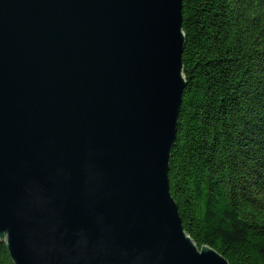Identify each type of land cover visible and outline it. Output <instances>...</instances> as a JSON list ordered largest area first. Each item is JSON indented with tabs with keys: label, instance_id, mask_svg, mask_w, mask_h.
Listing matches in <instances>:
<instances>
[{
	"label": "water",
	"instance_id": "1",
	"mask_svg": "<svg viewBox=\"0 0 264 264\" xmlns=\"http://www.w3.org/2000/svg\"><path fill=\"white\" fill-rule=\"evenodd\" d=\"M184 0H0V240L15 264H231L170 193Z\"/></svg>",
	"mask_w": 264,
	"mask_h": 264
},
{
	"label": "trees",
	"instance_id": "2",
	"mask_svg": "<svg viewBox=\"0 0 264 264\" xmlns=\"http://www.w3.org/2000/svg\"><path fill=\"white\" fill-rule=\"evenodd\" d=\"M185 86L170 193L231 264H264V0H184ZM0 264H15L0 240Z\"/></svg>",
	"mask_w": 264,
	"mask_h": 264
}]
</instances>
